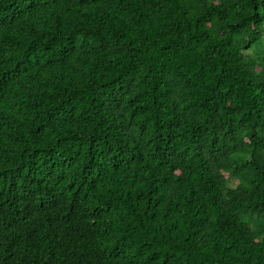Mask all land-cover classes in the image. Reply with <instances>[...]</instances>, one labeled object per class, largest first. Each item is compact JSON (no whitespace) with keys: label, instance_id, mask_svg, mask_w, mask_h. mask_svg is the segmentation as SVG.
Returning a JSON list of instances; mask_svg holds the SVG:
<instances>
[{"label":"trees","instance_id":"obj_1","mask_svg":"<svg viewBox=\"0 0 264 264\" xmlns=\"http://www.w3.org/2000/svg\"><path fill=\"white\" fill-rule=\"evenodd\" d=\"M0 264H264V0H0Z\"/></svg>","mask_w":264,"mask_h":264},{"label":"rangeland","instance_id":"obj_2","mask_svg":"<svg viewBox=\"0 0 264 264\" xmlns=\"http://www.w3.org/2000/svg\"><path fill=\"white\" fill-rule=\"evenodd\" d=\"M238 180L234 177H230L229 180H228V185L230 187H235L236 184H237Z\"/></svg>","mask_w":264,"mask_h":264}]
</instances>
